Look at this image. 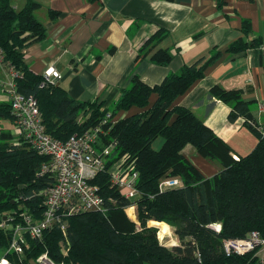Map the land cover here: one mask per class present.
Instances as JSON below:
<instances>
[{"label": "trees", "instance_id": "1", "mask_svg": "<svg viewBox=\"0 0 264 264\" xmlns=\"http://www.w3.org/2000/svg\"><path fill=\"white\" fill-rule=\"evenodd\" d=\"M39 7L34 0H27L19 9L10 0H0V50L6 67L18 74L14 78L16 90L34 96L45 133L59 140L83 132L110 111L114 122L101 136V143L115 144L105 169L91 180L105 199V211L67 216L65 234L55 226L45 230L40 239L28 238L22 261L28 264L46 252L55 264H254L252 253L227 255L223 249L225 240L244 237L251 231L264 238V137L252 119L250 102L242 99L239 89L213 85L209 90L230 107L229 121L242 117L243 125L256 137L251 151L236 159L230 146L190 107L175 104L221 52L212 48L159 83L150 84L134 75L114 107L103 108V102L70 97L58 84H42L44 77L26 64L24 49L46 36L48 26L35 16ZM47 15L52 22L60 13L49 8ZM241 31L244 36L250 34L247 19L241 20ZM162 33L159 30L147 38L140 51L153 46ZM261 44L258 39H239L227 51L236 53ZM172 58L166 48L150 56L152 63L161 66ZM153 94L156 97L151 102ZM133 107L139 111L118 116ZM87 113L88 118L79 122L78 118ZM11 117L9 101L0 102V120ZM11 137L10 131L0 132V214L13 216L11 221H16L15 215L21 211L38 218L44 207L42 198L34 193L52 182L47 175H38L46 158L26 143L12 144ZM157 137L163 142L159 149H153ZM187 144L201 157L217 161L221 168L210 177L203 176L182 154ZM118 165L137 173L139 195L133 199H125L110 184V171ZM164 174L178 177L180 184L160 192L158 179ZM132 203L136 205V222L124 211ZM148 221L153 226H148ZM213 223L220 224L219 231L209 226ZM166 224L172 227L178 244L166 246L159 241L156 227H168ZM9 238L10 232L0 228V252Z\"/></svg>", "mask_w": 264, "mask_h": 264}, {"label": "crops", "instance_id": "2", "mask_svg": "<svg viewBox=\"0 0 264 264\" xmlns=\"http://www.w3.org/2000/svg\"><path fill=\"white\" fill-rule=\"evenodd\" d=\"M34 1L40 4L36 18L48 27L45 38L24 49L26 64L39 75L52 67L61 76L57 84L70 97L103 102V108L114 107L134 75L150 84L159 83L184 64H191L216 48L221 52L220 57L205 68L204 76L180 95L175 104L190 107L230 146L232 156L254 147L256 139L250 140L242 130L243 118L229 121L230 107L213 97L209 90L213 85L239 89L242 99L250 102L252 119L264 127V112L257 109V104L264 102V53L259 47L236 53L227 51L239 39L246 42L258 39L264 44V0ZM19 4L15 2L13 6L18 9ZM49 8L60 13L52 22L47 15ZM242 19L250 23L248 36L241 31ZM159 30L163 32L160 39L140 51L144 41ZM159 48L173 54L165 66L150 60ZM0 72L4 75L1 78L0 73V102H8L2 83L11 77L5 69L0 68ZM155 97L151 95L150 101ZM137 111L133 107L124 113L126 116ZM181 152L205 177L221 168L217 161L201 157L190 144Z\"/></svg>", "mask_w": 264, "mask_h": 264}, {"label": "built area", "instance_id": "3", "mask_svg": "<svg viewBox=\"0 0 264 264\" xmlns=\"http://www.w3.org/2000/svg\"><path fill=\"white\" fill-rule=\"evenodd\" d=\"M259 49L264 53V44H261ZM0 68L5 69L11 77L2 83L9 97L12 116L10 121L14 128L13 132H10L11 143L14 145L26 143L39 155L44 156L46 161L41 164L38 175H47L52 179L51 184L34 193L42 198L41 204L44 209L40 217L36 218L27 211H21L15 215L18 217L16 221H11L13 216L8 214L5 220H0V228L10 232L5 253L0 255V264H27L22 260L25 249L28 248V238L40 239L45 230L55 226L65 234L64 220L67 216L84 211H105V199L100 194L98 186L91 180L105 169L109 150L115 144L111 142L105 146L101 143V136L107 133L110 123L114 120L108 111L83 132L75 133L66 140L55 139L45 133L34 96L16 90L14 78L18 74L11 67H6L1 50ZM42 76L44 77L42 84H57L61 77L52 67L47 68ZM257 109L264 112V102H259ZM89 115L90 113L80 116L78 121H85ZM256 126L264 137V127L257 123ZM109 176L110 184L116 187L125 199H133L139 195L135 186L137 173L131 172L128 166H114ZM179 184L178 177L167 174L158 179L160 192ZM129 209H132V216L127 213ZM124 211L131 217L130 219L135 220L134 203L125 207ZM209 226L215 231L220 230L218 223ZM157 237L161 239L158 234ZM223 249L227 255L252 253L257 263L264 264V238L257 231H251L241 238L225 240ZM196 256L199 258L200 254L197 253ZM35 261L38 264H55L46 252L41 253Z\"/></svg>", "mask_w": 264, "mask_h": 264}, {"label": "rangeland", "instance_id": "4", "mask_svg": "<svg viewBox=\"0 0 264 264\" xmlns=\"http://www.w3.org/2000/svg\"><path fill=\"white\" fill-rule=\"evenodd\" d=\"M24 0H10V2L13 4V5H15V2L16 3H20L19 5H18V9L19 8H21L24 4V2H23ZM17 5V4H16ZM38 12H40V11H38ZM36 13V15H37V17H40V14L39 13ZM1 73V72H0ZM1 75H2V77L1 78H4V75L1 73ZM113 107H112V105L110 106V109H112ZM125 114L126 113H124V112H122V113H120V114H118V116L119 117H125ZM13 130H14V128H13V125H12V123L10 122V120H8V119H1L0 120V132L1 131H10L11 133L13 132ZM242 130L243 131H245V132H247V134H248V136H249V138H250V140H251V138H252V140H255L256 139V137L254 136V134L251 132V131H249V129L248 128H246V127H243L242 128ZM162 142H163V138L162 137H157L154 141H153V143H152V147H153V149H159L160 147H161V145H162ZM249 151H251V150H247L246 152H240L241 153V155H245V154H247ZM132 210V209H131ZM129 212V210H127V213ZM125 214H126V211H125ZM127 215V214H126ZM130 215V214H129ZM133 214H131V216H132ZM127 217H128V215H127ZM131 217H128V219L129 220H131V221H134V222H136V217H135V220L134 219H130ZM150 222V221H149ZM149 222H147V224H148V226H153V225H150L149 224ZM165 224V223H164ZM167 225V224H166ZM168 227H165V228H163V227H161V228H158L157 227V234L158 235H165V237H161V239L159 240L162 244H164V245H166V246H172V245H174V244H178L179 243V240H178V238L174 235V233H173V229H172V227L171 226H169V225H167ZM167 231V232H166ZM169 232V233H168ZM167 234H169V235H167ZM5 253V249L4 250H2L1 252H0V255H3Z\"/></svg>", "mask_w": 264, "mask_h": 264}, {"label": "water", "instance_id": "5", "mask_svg": "<svg viewBox=\"0 0 264 264\" xmlns=\"http://www.w3.org/2000/svg\"><path fill=\"white\" fill-rule=\"evenodd\" d=\"M1 219H2V220H5V219H6V216L0 214V220H1Z\"/></svg>", "mask_w": 264, "mask_h": 264}, {"label": "bare ground", "instance_id": "6", "mask_svg": "<svg viewBox=\"0 0 264 264\" xmlns=\"http://www.w3.org/2000/svg\"><path fill=\"white\" fill-rule=\"evenodd\" d=\"M129 210H131V209H129ZM169 233V232H168ZM163 235L161 234V235H159V237H162Z\"/></svg>", "mask_w": 264, "mask_h": 264}]
</instances>
